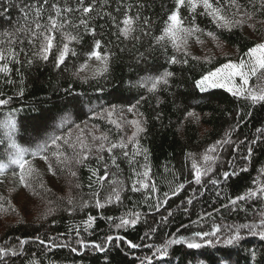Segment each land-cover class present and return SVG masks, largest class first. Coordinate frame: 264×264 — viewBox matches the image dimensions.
<instances>
[{"label": "trees", "instance_id": "16d2710c", "mask_svg": "<svg viewBox=\"0 0 264 264\" xmlns=\"http://www.w3.org/2000/svg\"><path fill=\"white\" fill-rule=\"evenodd\" d=\"M42 3L0 0V12H4L0 49L7 51L11 38L10 47L19 60L6 61L10 71L0 73V99L7 101L0 105V163H8L13 151L9 144L14 140L28 150L25 158L33 170L25 177L26 184L20 182L15 165L0 173V248L17 252L0 264H148L145 258H151V264H264V239L258 234L240 229L239 240L231 245L223 242L237 226L264 219V196L229 203L264 185V133L257 132L264 129V102L253 105L223 88L202 93L195 86L204 75L229 60L242 59L249 48L264 41V11L258 0H238L242 11L251 13L253 19L237 15L245 22L231 30L218 28L212 17L201 14L203 7L189 12L182 6L179 14L184 26L195 25L200 31L189 36L180 51L167 39H156L175 10V0H84L83 6L92 5L94 10L87 16L72 11L58 18L68 23L49 33L53 47L47 60L40 54L42 37L29 44L30 34L17 31L25 25L21 8ZM53 3L80 8L79 0H48L41 24L47 23L49 15L55 16ZM125 15L138 17L128 37L119 31ZM81 19L94 35L80 24ZM31 20L27 26L34 28ZM68 35L76 39H67ZM96 40L101 42V55H108L107 71L102 74L103 64L89 58ZM65 43L70 51L57 67ZM172 56L178 63H169ZM164 71L173 73L168 85L149 92L147 82ZM249 87L264 88V79L251 78ZM133 105L134 111L128 112ZM133 119L142 121L145 129L137 137L142 154L133 157L131 144L126 149L129 157L115 149L113 165L108 152L98 151V145L127 142L135 131L129 123ZM8 120L15 122L14 131L3 126ZM226 133L230 142L218 147L212 171L196 184L188 154L199 162L205 149L225 139ZM57 136L61 139L51 146ZM101 136L107 141L93 139ZM45 143L49 147L39 151ZM85 152L88 159L76 163ZM54 153L61 154L59 159ZM145 164L150 169L146 181L150 187L133 192L134 182L141 178L134 172L142 173ZM244 168L247 171H241ZM233 170L237 175L224 181L222 173ZM105 171L107 177L98 181ZM212 180L220 183L214 185ZM180 184L183 189L172 195ZM113 189L119 192V201ZM97 201L102 208L96 206ZM134 213L139 214L134 226L116 228L121 218H135L130 216ZM90 216L94 218L91 227L86 223ZM214 226L221 229L216 236L201 239L194 235L211 232ZM179 237L201 247L170 245L168 255L160 257L156 249ZM21 239L26 241L22 247ZM126 241L139 247L130 248ZM94 244L105 250H96Z\"/></svg>", "mask_w": 264, "mask_h": 264}, {"label": "snow or ice", "instance_id": "6c2138e0", "mask_svg": "<svg viewBox=\"0 0 264 264\" xmlns=\"http://www.w3.org/2000/svg\"><path fill=\"white\" fill-rule=\"evenodd\" d=\"M48 0H43L42 4H32L27 5L21 8V12L23 15V19L25 21V25H22L20 28L17 29L18 32H26L30 34V38L28 39L29 44H33L36 39H39L40 37L43 38L41 45H40V54H42V59L47 60L48 59V53L53 47V37L49 33H52L54 30H59L64 27L65 23H68V21L65 19L63 23L59 22L58 18L62 16L63 13H69L72 11H81L85 16L90 14L94 9L92 5L89 6H83L84 0H79L80 8L79 9H72L70 7H63L61 8L57 4L53 3L51 5V9L55 12V16L49 15L48 21L46 24H41L40 19L42 18V12L44 10V5H46ZM252 2V0H250ZM259 8L261 11H264V0H258ZM182 6H186L189 10V12H195L198 7H203L204 12L201 13L203 15H208L212 17L213 23L216 24L218 28H225L228 30H231L232 28L243 24L245 21L243 19H236L235 17L237 15H242L247 20H252L253 15L247 11H242V6L238 3V0H223V4H221V0H175V10H173L170 15H168L167 23L165 28L163 29V34L156 39L158 41H164L168 40L171 42L172 47L176 49L177 51H180L184 45L187 44V39L189 36L194 35V33L200 31V29L193 25L192 27H186L184 26V21L182 17L179 14V10ZM232 12V15H226L224 14L225 11ZM234 10V11H233ZM4 11H7V9H4ZM4 12H0V16H2ZM32 17L31 23L34 24V28L27 26L29 18ZM135 19H138L135 18ZM135 19L131 16L125 15L122 24L123 27L119 29L120 34L124 37H128L130 33L134 31V23ZM147 23V21H145ZM80 24L85 27V29L92 31V34L94 35V30L88 29V24L85 19L80 20ZM251 26V25H250ZM6 36H10L12 34L5 33ZM208 35L212 36V33H208ZM215 39V37L213 36ZM67 39L74 40L76 37L74 36H67ZM0 43H4V41H0ZM13 43V40L10 38L7 40V44L9 45L7 51L0 49V73H3L7 75L10 71L9 65L6 61L13 60L16 63H19V60L16 59L17 53L10 47ZM22 43V41H21ZM101 42L99 40L95 41L94 49L90 52L89 58H95L97 61H100L103 64L102 72L107 71V61H108V55L104 54L101 55V52L98 50L100 49ZM23 51V49H21ZM70 49L68 43H65L63 45L62 50L59 52V55L57 57V67L61 63L64 62L65 57L68 55ZM72 55H75L74 52H72ZM245 56L247 57V60L241 59L238 63H225L221 67H218L215 69V71L209 72L208 74L204 75L201 79L197 80L195 82V86L197 89H199L200 92H206L208 88H223L226 91L230 92L235 97H243L247 100H250L253 105L257 103L264 102V88L259 89H253L249 87L250 80L253 77H256L257 79H264V42L257 43L255 46L248 49V51L245 53ZM29 64L32 63L31 60L28 61ZM169 63L175 64L178 63L175 56H172L169 60ZM184 63H187L185 60ZM173 75L170 71H164L161 75L156 76L154 78H151L147 83L150 85L148 87L149 92H155L159 85H168L169 83V77ZM237 78L239 79V85L236 84ZM145 86V85H141ZM7 101L0 99V105L6 104ZM135 105L130 106L128 108V112H133L135 109ZM111 115V113H109ZM189 116L192 115L191 112L188 113ZM130 124H132L135 127V131L132 133L130 137L127 138V142L120 141L119 143H110L107 146L105 143H100L98 145V151H107L109 156L111 157L113 165L116 164V156L114 155L115 149H120L123 151V155L125 157H129L130 153L126 150L128 148V145H132V153L131 155L133 157L141 155V149L139 147V140L137 139L138 135L145 131L144 127L142 126V121L133 119L129 121ZM5 127L11 128L13 131L15 130V122L13 120H8L4 123ZM117 127H119V124H117ZM258 133H264V129H257ZM229 136L228 133L225 134V139L223 140H217L215 144L209 145L207 149H205L204 153L202 154L200 161L198 162L195 158L192 157V154L189 153V158L192 159V176L193 180L196 184L201 183V177L204 175H207V173L212 171V165L216 161V155L218 147H222L224 144L229 143V139L227 138ZM11 140V137H9ZM61 139V137L57 136L51 140V146H56L57 142ZM95 139H99L101 141H107L106 136L101 137H94ZM253 144L256 143L255 140L252 141ZM9 147L13 150L8 157V163H0V173H3L5 169L9 165H15L20 170V182L22 184H26L25 177L30 175L32 173V168L30 166L29 161L25 158L27 154V149L20 147L14 140H11V143L9 144ZM49 147L47 143L40 146L39 151H44ZM81 148H84V145H81ZM147 150H143V154L145 156V160H147ZM36 153H32V155H35ZM252 154V148L249 147L248 149V157H250ZM54 155H57V158L59 159V156L61 154L54 153ZM248 157H245L247 159ZM43 159L47 160V157H42ZM88 159V153H83V156L81 159H77L76 163H83L84 160ZM100 160H103L104 157L100 156ZM129 163H132V160H129ZM142 167L145 169L142 173L134 172L135 175L141 177L140 179L136 180L132 186V191L137 192L140 191V189H149L150 185L146 181L149 178L150 169L147 167V165H142ZM105 168H107V165H105ZM49 170L51 171V165L49 166ZM241 171H247L246 168L241 169ZM264 174V173H262ZM72 175H75V172L72 173ZM96 173L93 172V176H95ZM108 175V172L105 171L104 176L97 177L98 181H103ZM237 175L235 170L232 172L225 171L222 173V177L224 181H227L232 176ZM212 184L216 185L219 184V180H212ZM254 183H258L257 181H254ZM139 185V187H137ZM184 185L180 184L177 186V188L172 192V195H177L178 192L183 189ZM151 191H155V185L151 186ZM114 192V198L115 200H120L119 192H117L115 189H113ZM219 195V193H218ZM168 194H165V197L167 198ZM258 196H264V185L259 186L256 189H249L244 195H240L236 197L235 199H231L229 201L230 204L236 205L238 201H245L247 199L257 198ZM111 200V198H110ZM166 202V201H165ZM191 203V201H189ZM96 206L98 208H102L103 204H101L99 201H97ZM3 205H0V208H2ZM158 210V209H157ZM171 215V213H169ZM262 216H264V213H261ZM130 216H134L135 218H121L120 223L116 224V228H124L128 226H134L138 219L139 214L134 213L130 214ZM109 220L112 218L109 217ZM94 218L89 217L88 221L86 222L89 227H91V224L93 222ZM240 229H248L249 232L256 235L258 234L262 239H264V219H261L259 221V224L252 223V224H241L235 228L234 231H232V234L227 236L223 242L225 244L231 245L237 240L240 239ZM221 229L218 226H214L211 232H196L194 235L196 237H200L201 239H204L209 236H216ZM231 231V230H230ZM116 239H123L122 237H117ZM113 240V237L109 236L107 238L108 242H111ZM25 240L21 239L19 241L20 246L22 247L25 244ZM41 243H44L41 241ZM128 246L130 248H136L139 247V245L132 243L131 241H126ZM207 243H211V241H207ZM175 244H186V246L190 249L194 248H200L201 244L192 242L191 240H186L184 237H179L177 239H170L165 241L163 245H161L159 248L156 249V252L159 253L160 257H164L168 255V247L170 245ZM81 246H85L83 242H81ZM93 247L98 251H104V247L99 244H94ZM148 247H152L151 245H148ZM76 249H73L75 251ZM9 254L15 256L17 255V252L10 248H0V262L4 261V258L9 256ZM155 255V253H154ZM255 254H253L254 256ZM148 261V264H151V258H145Z\"/></svg>", "mask_w": 264, "mask_h": 264}, {"label": "rangeland", "instance_id": "374dc122", "mask_svg": "<svg viewBox=\"0 0 264 264\" xmlns=\"http://www.w3.org/2000/svg\"><path fill=\"white\" fill-rule=\"evenodd\" d=\"M262 42H264V41H262ZM260 43H261V42H260ZM243 59L247 60V57L244 56ZM240 60H241V59H240ZM240 60H238V61H231V60H229V61H227L226 63H229V62L238 63ZM221 66H222V65H221ZM221 66H220V67H221ZM213 71H215V70H213ZM211 72H212V71H211ZM236 84L239 85V79H238V78H237V80H236ZM208 89H211V88H208ZM117 124H118V123H117ZM117 124H116V125H117Z\"/></svg>", "mask_w": 264, "mask_h": 264}]
</instances>
